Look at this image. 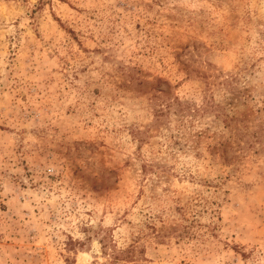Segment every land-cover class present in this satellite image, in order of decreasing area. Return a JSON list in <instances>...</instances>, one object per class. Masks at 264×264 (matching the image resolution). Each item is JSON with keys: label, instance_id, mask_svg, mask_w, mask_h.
<instances>
[{"label": "rangeland", "instance_id": "rangeland-1", "mask_svg": "<svg viewBox=\"0 0 264 264\" xmlns=\"http://www.w3.org/2000/svg\"><path fill=\"white\" fill-rule=\"evenodd\" d=\"M0 264H264V0H0Z\"/></svg>", "mask_w": 264, "mask_h": 264}]
</instances>
